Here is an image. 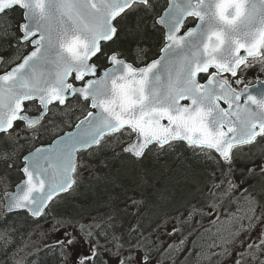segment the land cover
Listing matches in <instances>:
<instances>
[{"label":"snow or ice","instance_id":"obj_1","mask_svg":"<svg viewBox=\"0 0 264 264\" xmlns=\"http://www.w3.org/2000/svg\"><path fill=\"white\" fill-rule=\"evenodd\" d=\"M156 7V0H0V35H9V14L19 12L16 32L11 34L17 45L31 48L22 57L9 58L7 64L19 62L0 73V161L8 169L15 167L21 133L30 132L31 140H36L37 134L55 132V121L68 114L73 99L90 101L95 109L73 131L57 134L23 156L18 170L25 179L15 191H8L4 183L0 197L4 249L19 228L31 229V236L51 217L48 231H63L53 246L45 248L55 247L62 262L83 241L89 252L74 257L73 264H161L150 239L160 226L144 235L150 226L143 221L138 187L124 188L119 210L111 207L109 198L105 219L74 224L51 216L50 202L78 182L80 156L103 149L106 138L117 134L135 136L121 149L133 159H143L154 147L164 150L183 141L209 159L213 152L218 154L228 167L225 175H230L234 149L264 141V81L258 80L259 87L251 85L252 90L248 84L240 90L233 86L243 83L242 66L259 63L264 68V0H167L162 14ZM149 13L155 16L152 28L159 31L157 26H162L164 45L157 59L137 67L116 47L122 38L137 44L148 38L144 16ZM144 51L138 47L137 57ZM102 60L111 67L98 75ZM258 167L264 174V159ZM227 184L225 195L240 187L233 180ZM247 199L256 203L254 197ZM196 211L193 206L189 217ZM13 259L23 264L15 254Z\"/></svg>","mask_w":264,"mask_h":264},{"label":"trees","instance_id":"obj_2","mask_svg":"<svg viewBox=\"0 0 264 264\" xmlns=\"http://www.w3.org/2000/svg\"><path fill=\"white\" fill-rule=\"evenodd\" d=\"M164 2L165 0H156L157 13ZM136 15L143 16L142 13ZM19 19V12L10 13L8 19V23L11 24L9 35H0V55L5 60L4 65H9L6 63L9 58L17 55L22 56L25 52L23 46L17 45V37L11 34L16 32L15 25ZM135 19V16L131 17L132 23L130 26H134ZM154 19L155 16L151 13L144 16L146 31L149 34L147 39L137 44L131 39L122 38V41L116 47L117 51L124 53L123 58L134 65L145 63L157 53L158 46L161 43V30L157 31L152 28ZM138 47L145 49L139 57L136 53ZM105 61L99 62L100 67L104 66ZM93 62H96L95 59ZM87 109V103L73 100L68 114L55 121L58 125L55 132L48 131L37 134L36 140H31V134L20 136L19 144L22 147L19 151L16 166L8 169L0 161V197L3 195L5 182L8 185L7 190H9L21 180L22 176L18 168L21 167L22 156L33 147L41 143L46 144L55 138L57 134L69 129V122H76L84 116ZM61 120L64 123H61ZM114 137L115 141H121L123 138L118 134ZM113 138H106L107 143L113 142ZM127 138L130 137L127 136ZM166 148L158 150L154 147L143 159H133L128 154L109 150L105 146L103 149L97 147L94 151L83 154V158L87 160V165H91V167L87 166L85 168L82 184L73 188L74 194L71 197L67 196L62 199L61 206L56 208L53 217L68 219L73 221L74 224L77 221L87 224L84 221L86 218L105 217L110 207L107 203L109 198L112 200L111 207L118 210L123 206L120 203L125 199L123 194L125 187L129 189L138 187L137 194L144 201L140 209L143 213V221L146 226H150L148 233L152 232L157 224L162 226L165 219L176 215L175 212L180 215L181 212L190 210L191 206H199L198 199L204 194L203 186L208 180V175H212L214 167L208 168V164L204 163L203 157L195 156L194 153L184 147L182 142L174 143L169 150ZM118 153L119 155H117ZM221 167L219 165L220 171H222ZM168 168L170 169L168 170ZM172 173L175 174L172 176ZM258 189V192L264 194L263 178L258 180ZM32 228L34 229L35 225H32ZM160 229L155 232L156 237L161 239V233L158 232ZM30 230L27 227L19 228L13 234V243L7 249L0 246V264H15L14 254L15 260L22 259L23 264H62L55 247H43L45 243L41 239V232L37 229L32 231L31 236H29L28 231ZM155 232H152V234ZM17 249L23 250L17 251ZM36 249H40V251L37 253ZM181 250H184V247ZM176 251L174 252L178 256L181 255L180 248Z\"/></svg>","mask_w":264,"mask_h":264},{"label":"rangeland","instance_id":"obj_3","mask_svg":"<svg viewBox=\"0 0 264 264\" xmlns=\"http://www.w3.org/2000/svg\"><path fill=\"white\" fill-rule=\"evenodd\" d=\"M250 72L252 74H248ZM239 74L242 76L243 80L248 79L249 75L260 76L261 79L264 80V68H262L259 63H255L249 68H243L242 66V71H240ZM128 141L129 138H127L126 135L123 136L121 141L114 140L113 142L106 143L105 147L109 150L121 151L122 146ZM170 148L167 147L166 149L169 150ZM237 151L240 152V150ZM237 151L235 152V166L230 175H225V173L229 171L226 164L221 167L222 171H218L217 165H214L216 162L213 158L209 159L206 156L203 157V161L206 165L208 164V168L214 167V169L212 175H208V180L203 186L204 194L198 199L200 202L199 206H195L197 209L196 212L202 211L204 213L200 218L201 224H197L201 226L199 227L200 229H198V233L193 236L194 240L192 238L189 241L190 247H186L187 249L179 256L174 253L170 255V258L176 255L175 264H236L237 261H240V264H261V262H264V243H262V241H264V194L258 192V180L264 179V174L260 173L258 167L261 160L257 162L258 158H261L262 155L257 150L248 152L242 151L239 154ZM191 152L194 153L195 156L197 155L195 151ZM198 154L202 155L200 152ZM86 161L83 155L80 156V167L76 175L78 181L76 184L77 187L82 184V178L85 176L84 170L87 167ZM254 165L256 166L254 173L249 174L248 169L254 167ZM169 169L170 168H168V170ZM213 173L215 175H213ZM173 174L175 173L171 175L173 176ZM228 180H233V182L240 185V187L225 195L223 198H218L219 206L218 208H213L211 201L213 193H216L218 190L220 193H226L228 190ZM222 181L223 183H221ZM241 181H243V183H241ZM213 184L220 185V187H213ZM244 188H247L248 192H244ZM209 189L212 190L211 193H209ZM73 192L72 189L52 204L49 210L51 216H54L56 208L61 206L62 199L67 196L71 197L72 194H74ZM249 196L254 197L256 203H249V199H247ZM138 197L141 199L139 195ZM120 204L123 205L122 203ZM122 207L123 206H121V208ZM192 207L193 206H191L190 210H187V212H181V214H188L192 210ZM52 209L54 210L51 211ZM132 211H135V209H132ZM175 214L176 215H172L165 219V222L159 227L161 229L158 232L161 233L162 242L156 241L157 243L166 244L168 241V232L170 233L173 228H177V222L174 218L179 214L178 212H175ZM105 218L106 216L96 218V220L98 221ZM181 219H183V217H181ZM84 220L87 224L94 222L93 218H86ZM51 222V217H49L48 222L45 223L42 221L41 224L43 227L38 229L40 232L46 233L45 235H41V239L45 244L51 240L50 237L52 234H54V236L59 234L57 232L48 231V225ZM195 227L196 225L194 228ZM62 230L63 229H61V232ZM144 235L148 236L149 233L145 232ZM168 245L175 247V240L169 242ZM168 245H164L161 250L162 258H167L166 261L169 259L167 256L170 251ZM249 245L252 247H249ZM253 254L255 255V259H253Z\"/></svg>","mask_w":264,"mask_h":264},{"label":"flooded vegetation","instance_id":"obj_4","mask_svg":"<svg viewBox=\"0 0 264 264\" xmlns=\"http://www.w3.org/2000/svg\"><path fill=\"white\" fill-rule=\"evenodd\" d=\"M166 2H167V0H165V2H164V5L160 8V10L158 11V13H162V11H163V8H165L166 7ZM192 18H188V20L190 21ZM194 24L195 23H188V27H193L194 26ZM158 28H160V30H161V43H160V45L158 46V49H157V53H156V55L152 58V59H150V60H148V61H146L145 63H147V62H149V61H151V60H153V59H155L157 56H158V54H159V52H160V48H162L163 47V45H164V41H163V29L160 27V26H157ZM186 29H182V32L183 31H185ZM26 48V52L28 51V47H25ZM25 52V53H26ZM0 56H2V55H0ZM3 57V56H2ZM125 59V58H124ZM249 59H251V58H249ZM126 60V59H125ZM128 61V60H127ZM106 62V61H105ZM128 62H130V61H128ZM132 63V62H131ZM6 66H8V67H6ZM11 65L9 64V65H4V64H1L0 65V73H2L5 69H8L9 67H10ZM248 74H252L251 72L250 73H248ZM227 75H230V74H227ZM258 80H260V81H264V80H262L261 79V77L260 76H256V75H249L248 76V79H245V80H243V83H241V84H239V85H233L234 87H236L237 88V90H240V89H242L243 87H244V85L245 84H248L249 86H251V85H253V84H255ZM73 123L70 121L69 122V126H71ZM25 134H31L30 132H27V133H21V135L20 136H22V135H25ZM175 143V142H174ZM184 147L187 149V150H190V151H193V149H191L189 146H187V145H184ZM237 150H240V152H242V151H245V152H248V151H251V150H257L258 152H260L261 153V158H258V161L257 162H259L260 160L262 161V159H264V145H263V141H261L259 144H257V145H255V146H247V145H245V146H242L241 148H239V149H234V152H236ZM240 152H238L237 151V153L239 154ZM195 153L198 155V156H202V157H204L205 155L204 154H202V155H199L198 153H199V151H195ZM215 156H217L216 155V153H213ZM195 155V154H194ZM213 156V155H212ZM215 159V162L216 163H214V165H217V167H218V171H219V165H221V166H224L225 165V163L223 162V161H220L219 160V158L218 157H214L213 156V160ZM218 161H219V163H218ZM217 184H218V182H217ZM225 196V194L224 193H220V191L218 190L216 193H213V196H212V199H211V201H212V206H213V208H218V206H219V199L218 198H223ZM50 209H48V211H49ZM54 209H52L51 211H53ZM187 212V211H186ZM204 213L201 211V212H195L192 216H191V218L189 217V215L188 214H186V215H183V214H180V215H177L174 219L176 220V222H177V228H175L176 229V231H171L170 233L168 232V235H167V237H168V241H167V245H168V243L169 242H171L172 240H175V247H172V246H170V245H168L169 246V248H170V251L169 252H171V250H172V248H174L175 249V251H176V249H178V248H180V252L181 253H183V251L184 250H181V248H183L184 247V249H186V247H188V244H189V241L193 238V240H194V235L195 234H197L198 233V229H200L199 227L201 226V225H197V224H201L200 223V221H201V216L203 215ZM215 214V213H214ZM213 214V215H214ZM55 215V214H54ZM217 215V214H216ZM215 216V215H214ZM213 216V217H214ZM181 217H183V219H181ZM215 218V217H214ZM196 225V227L194 228V226ZM63 231V230H62ZM62 233V232H61ZM61 233H59V234H57V236H59ZM57 236H54V234H52V236L50 237L51 238V240L48 242V243H46L47 245H49V246H53L54 245V242H55V240H56V238H57ZM150 239H151V241L156 245V248L154 249V255H155V259L156 260H158V261H160L161 262V264H174L173 263V258L171 257L170 258V256H168V260L166 261V259L167 258H165V259H163L162 258V252H161V250L163 249V247H164V245H166V244H159V242L157 243L156 241H160V242H162L161 241V239L159 238V237H156V232L155 233H153L152 234V237H150ZM80 243H82V244H77L75 247H74V249L72 250V252H71V254H69L68 256H67V259L65 260V261H63L62 262V264H73V259H74V257H78V256H80V255H86V254H88V252H89V246L88 245H86L84 242H80ZM100 243L101 244H104L105 243V241L101 238L100 239ZM157 243V244H156ZM45 244V245H46ZM45 245L43 246V247H45ZM54 248V247H53ZM158 249V250H157ZM57 250V249H56ZM58 251V250H57ZM177 252V251H176ZM58 253H59V251H58Z\"/></svg>","mask_w":264,"mask_h":264},{"label":"water","instance_id":"obj_5","mask_svg":"<svg viewBox=\"0 0 264 264\" xmlns=\"http://www.w3.org/2000/svg\"><path fill=\"white\" fill-rule=\"evenodd\" d=\"M166 6H167V5H166ZM161 14H162V13H161ZM194 26H195V24H194ZM194 26H193V27H194ZM160 27L162 28V26H160ZM30 50H31V49H30ZM241 54H244V50H243V49L241 50ZM159 55H161L160 52H159L158 56H157L155 59H157V58L159 57ZM93 59H94V58H93ZM106 62H107V67H111V64H110L108 61H106ZM150 62H151V61H150ZM150 62H148V63H150ZM14 66H15V65H13L12 67H14ZM143 66H145V65L138 66V67H143ZM107 67H106V68H107ZM10 69H11V68H10ZM10 69H9V70H10ZM104 69H105V68H99V69H98V75L102 74V72H103ZM77 83H80V82H77ZM253 85H256L257 87H259V83H258V81H257L255 84H253ZM250 90H252V89H251V86H250ZM241 102H243V97H242ZM182 103H183V102H182ZM89 105H90V101L88 102V107H89L90 111H95V109H92ZM222 106H225V107H226V105H222ZM86 115H87V114H86ZM81 119H83V118H81ZM81 119H80V120H81ZM78 122H79V121H78ZM78 122H77V123H78ZM162 123H167V121H166V120H165V121H162ZM74 126H75V125H74ZM74 126H73V128H72L71 130L66 131V132L73 131V130H74ZM66 132H65V133H66ZM134 139H135V136H133L132 140H134ZM132 140H131V141H132ZM131 141H130V142H131ZM185 143H186V142H185ZM127 144H128V143H127ZM127 144H126L125 146H127ZM125 146H124V147H125ZM38 147H39V146H38ZM26 155H27V154H26ZM217 155H218V154H217ZM220 159H222V158H220ZM22 163H23V158H22ZM22 166H23V165H22ZM21 174H22V173H21ZM22 179H25V177L23 176V174H22ZM22 179H21V180H22ZM18 183H19V182H18ZM18 183H17V184H18ZM15 186H16V185H15ZM15 186H14L13 189L10 190V191H15ZM61 194H62V193H60L59 195H61ZM59 195H58V196H59ZM58 196H57V197H58ZM55 198H56V197H55ZM55 198H54V199H55Z\"/></svg>","mask_w":264,"mask_h":264}]
</instances>
